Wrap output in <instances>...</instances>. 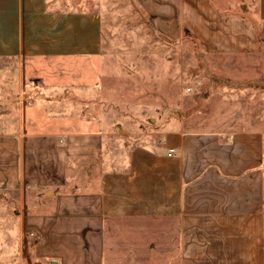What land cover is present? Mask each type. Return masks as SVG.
<instances>
[{
  "label": "crops",
  "instance_id": "crops-1",
  "mask_svg": "<svg viewBox=\"0 0 264 264\" xmlns=\"http://www.w3.org/2000/svg\"><path fill=\"white\" fill-rule=\"evenodd\" d=\"M114 3L0 0V189L22 186V141L41 118H53L51 109L66 101L96 100L112 83L104 78L112 75L116 50L106 24L119 12ZM122 3L168 41L185 28L206 52L264 51V0ZM263 165L264 128L255 125L175 128L156 145L133 146L126 165L106 169L90 196L102 255L264 264ZM38 220L46 236L47 222Z\"/></svg>",
  "mask_w": 264,
  "mask_h": 264
},
{
  "label": "rangeland",
  "instance_id": "rangeland-1",
  "mask_svg": "<svg viewBox=\"0 0 264 264\" xmlns=\"http://www.w3.org/2000/svg\"><path fill=\"white\" fill-rule=\"evenodd\" d=\"M114 1L119 12L106 24L116 50L104 78L112 83L96 100L51 109L54 117L41 118L23 139L22 186L0 189V264H176L102 255L100 218L89 214L102 173L124 167L133 146L156 145L170 129L264 128V51L206 52L185 28L168 41L147 17Z\"/></svg>",
  "mask_w": 264,
  "mask_h": 264
}]
</instances>
